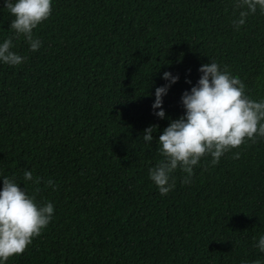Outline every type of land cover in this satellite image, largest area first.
<instances>
[{"label": "trees", "instance_id": "16d2710c", "mask_svg": "<svg viewBox=\"0 0 264 264\" xmlns=\"http://www.w3.org/2000/svg\"><path fill=\"white\" fill-rule=\"evenodd\" d=\"M3 2L0 41L11 38L26 59L0 65V175L54 206L48 226L7 264L264 261L254 247L264 233V139L216 165L203 157L188 184L177 170L164 196L148 177L161 159L157 138L183 114L180 97L201 64L215 60L249 98H264V15L236 30L232 0H52L32 52ZM164 71L179 79L161 119L151 104ZM152 125L148 144L142 134ZM26 169L39 184L23 182Z\"/></svg>", "mask_w": 264, "mask_h": 264}, {"label": "clouds", "instance_id": "9594fccd", "mask_svg": "<svg viewBox=\"0 0 264 264\" xmlns=\"http://www.w3.org/2000/svg\"><path fill=\"white\" fill-rule=\"evenodd\" d=\"M51 4L52 0L3 2V7L14 17L9 28L16 36L23 37L32 52L41 47L33 30L49 18ZM232 6L239 9L238 16L232 21L236 30L246 23L250 14L264 15V0H232ZM13 49L11 38L0 41V65L17 66L24 62L26 57ZM198 72L200 76L196 83L180 97L183 114L170 119L156 141L161 159L148 169V177L161 196L174 188L173 173L177 170L185 174L180 182L188 184L194 167L203 157H210L209 165H216L232 149L249 141L256 143L258 138L264 139V98H249L244 83L213 59L201 64ZM161 78L166 83L155 87L151 109L156 117L163 119L166 116L163 97L179 76L164 71ZM154 130V125L143 130L145 143L150 144ZM238 157L239 152H234L233 158ZM0 181V264H7L10 257L22 254L32 239L48 226L54 206L50 201L39 204L34 196L18 187L14 177L0 175ZM25 181L40 183V179H34L32 171L27 169L23 173ZM44 183L53 191L57 188L52 179ZM254 247L264 254V233L255 240ZM254 264H264V261L256 260Z\"/></svg>", "mask_w": 264, "mask_h": 264}]
</instances>
